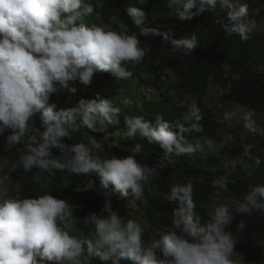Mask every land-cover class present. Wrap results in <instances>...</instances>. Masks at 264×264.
<instances>
[{"label":"clouds","instance_id":"clouds-1","mask_svg":"<svg viewBox=\"0 0 264 264\" xmlns=\"http://www.w3.org/2000/svg\"><path fill=\"white\" fill-rule=\"evenodd\" d=\"M217 4L227 10L228 23L217 22L229 35L235 33L247 40L255 27V21L248 17L247 4L237 5L234 0H169V6H182V10L177 9L182 20L215 9ZM94 11L90 0H0V136L11 130L6 143L25 144L29 121L39 116L44 129L41 142L17 148L18 164L25 173L33 168L75 175L96 173L101 188L108 193L127 197L131 190L138 197L143 185L166 166L163 161L155 167L142 163L136 158L142 150L139 144L132 155L101 160L93 155V149L101 146L95 137L88 138L87 143L64 142L78 129L77 117L84 126L94 129L97 124L118 123L120 108L99 94L91 100L81 98L75 107L66 109L50 102L51 96L61 90L77 92L70 81L90 85L98 72L110 73L117 81L127 79L132 73L125 65L141 62L149 51L140 46L135 33L89 27L83 18ZM126 13L141 36L160 34L145 25L142 9L132 6ZM164 41L186 54L196 47L195 34L180 40L165 34ZM193 117L202 119L199 109L190 111L184 119ZM125 123V136L139 134L167 153L190 155L201 148L184 135L202 131V126L195 123L190 128L177 124L176 131L159 117L155 124L143 116L127 117ZM114 147L110 142L109 150ZM53 149L62 156H53ZM231 182L228 175L212 181L210 186L216 193L203 205L208 209V220L203 224L195 211L192 181L173 186L170 193L163 194L165 200L178 203L172 210V227L150 242L144 240L141 225L133 219L125 222L108 199L101 214L91 213L83 219L86 225L94 226L90 239L70 235L73 209L64 199L45 194L0 200V264H82L85 245L89 255L104 262L110 260L111 264H234L231 257L237 238L229 226L234 213L264 212V184L250 186L242 199L221 200V192H229ZM91 187L86 184L84 191ZM245 227L241 220L237 229L243 231Z\"/></svg>","mask_w":264,"mask_h":264},{"label":"trees","instance_id":"trees-1","mask_svg":"<svg viewBox=\"0 0 264 264\" xmlns=\"http://www.w3.org/2000/svg\"><path fill=\"white\" fill-rule=\"evenodd\" d=\"M95 11L88 18L95 26H106V29L125 32L129 35L135 33L140 40V46L149 51L144 59L129 62L125 66L132 73L128 77L135 86L142 83L146 92H142V111L139 116L155 124L157 118H162L173 126L183 123L190 128L195 123L202 126V131H188L184 133L189 142L195 139H207L220 142L222 138L217 135L220 127L226 121L222 107L227 104L241 106L253 113L264 116V36L251 32L247 40H242L238 34L229 35L223 28L228 23L227 10L217 4L215 9H209L191 19L180 18L178 7L169 6V0H90ZM248 10L264 11V0H246ZM137 7L146 14L145 25L156 29L159 35L144 37L127 15L128 7ZM195 12L196 9H193ZM250 19L251 17L248 16ZM168 34L174 39H191L196 36V47L189 53L173 50L170 44L165 43L164 35ZM104 79H113L110 73L102 76ZM125 80V79H122ZM142 87V85L140 86ZM107 95V94H105ZM199 109L202 117L197 121L194 117L185 121L184 117L190 111ZM34 134L41 142L40 134L44 131L39 116L32 120ZM78 130L87 138L95 137L100 143V149H106L111 155L127 157L132 155L133 148L139 144L142 150L137 159L142 163L155 167L160 161L166 165L158 170L143 185V197L138 200V207L147 221L144 231V240L150 242L153 237H159L172 227V210L178 203H170L164 199L163 194L170 193L173 186L193 183V200L195 211L201 217V223L208 220V204L214 197L216 190L210 185L218 177L228 175L230 181L229 192H221V200L235 197L242 199L250 186L264 184V134L253 132L244 137L233 136V143L229 149L227 159L212 156L207 159L193 160L188 155L167 153L158 144L149 143L146 138L137 134L135 137L119 138L113 136V130L95 132L76 120ZM120 125L126 127L124 121ZM7 130L0 136V153L4 151ZM107 136L108 140L104 137ZM64 142L72 145L69 137ZM116 147L109 150V143ZM17 148L23 145L12 146L3 152L6 159L4 170L10 180L17 175H24L34 179L38 174L47 178L57 176L58 170L51 172L33 168L25 173L18 164L20 153ZM53 156L61 157L58 149H53ZM259 161V163H257ZM68 180V186L62 193H53L52 196L64 199L73 209L74 226L79 231L89 234L94 226L86 225L84 218L91 213L101 214L106 199L110 200L113 210L122 218L131 219L128 209L124 206V198L118 193H108L100 186L96 173L87 175L69 174L62 171ZM86 184L91 189L84 191ZM39 186L32 182L20 190L18 195H8V198H35L45 195ZM104 215L108 213L103 212ZM235 219L229 226L233 234L238 237L248 252L264 253V212L253 211L251 215L235 214ZM244 221L246 227L239 231L237 226ZM228 229H226L227 231ZM84 256L89 255L87 247ZM129 264L130 261H122ZM82 264H85L82 261ZM88 264H111V261H101L99 257L91 255Z\"/></svg>","mask_w":264,"mask_h":264},{"label":"rangeland","instance_id":"rangeland-1","mask_svg":"<svg viewBox=\"0 0 264 264\" xmlns=\"http://www.w3.org/2000/svg\"><path fill=\"white\" fill-rule=\"evenodd\" d=\"M234 2L239 4H247L246 0H234ZM248 16L251 17V20L255 21V27L252 32L264 36V11L257 12L254 9L248 10ZM89 27L95 26L92 23V20L86 15L83 18ZM108 30V29H107ZM105 72H98L94 75L90 85H84L79 81H70V87H75L77 92L71 94L66 90H61L57 94H53L50 98V102H54L58 105V108H72L75 107L78 101L81 98L84 99H94L97 94L100 97L111 100L113 105L120 108V113L117 117L118 123L104 125L97 124L94 128L95 132H103L108 129H112L113 136L116 139L127 138L125 132L127 127L120 125V121L126 120L127 117L139 116V112L142 111V92H146V87L142 83L141 85L135 86L133 81L129 78L125 80L113 79H104L102 76ZM107 94V95H105ZM128 103H125V101ZM222 111L226 116V121L223 126L220 127L217 135L222 138L220 142H213L207 139H195L191 141L192 144H200L201 148L197 149L194 154L188 155V157L193 160L207 159L212 156H218L221 159H227L229 154V149L233 143V136L244 137L253 132H261L264 134V116L253 113L241 106L234 104H227L222 107ZM78 121L80 118L77 117ZM72 144H78L81 142L87 143L88 138L83 134L82 131L76 130L70 132L69 136ZM25 144H37L38 140L34 134L32 121H29L28 132L25 137ZM25 144H21L25 147ZM12 146L6 143L4 151H7ZM0 153V200L8 195H18L20 190L32 182L36 183L40 191H44L46 194L52 195L53 193H62L68 186V180L65 178L62 171H58L57 176L54 178H47L43 174H38L34 179H30L24 175H17L10 180V176L5 173L6 159L4 153ZM93 155L101 160L111 158V154L106 149L94 148ZM121 157V156H117ZM140 197H143V190L140 195L137 197L134 195L131 190L129 194L124 198V206L128 209L130 218L137 221L141 227L147 229V221L143 216L142 212L138 207V200ZM122 218V216L120 215ZM125 222L127 219L122 218ZM70 235H74L77 238L81 239H90L94 233V230L89 234L83 233L76 229L74 226L70 225L68 229ZM236 243L234 247V252L231 259L234 261V264H264V253H251L248 252L245 246L240 242L238 237H236ZM86 248V245H85ZM91 255L84 254L80 257L81 261L85 264H88L90 261ZM121 264L122 261H121ZM131 264V263H129Z\"/></svg>","mask_w":264,"mask_h":264}]
</instances>
